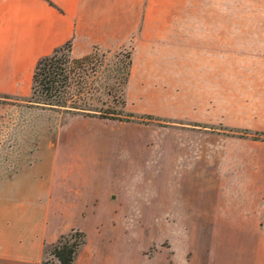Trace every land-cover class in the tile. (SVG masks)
I'll return each instance as SVG.
<instances>
[{
  "label": "crops",
  "instance_id": "1",
  "mask_svg": "<svg viewBox=\"0 0 264 264\" xmlns=\"http://www.w3.org/2000/svg\"><path fill=\"white\" fill-rule=\"evenodd\" d=\"M67 41L72 56L131 45L126 110L156 123L27 102L36 62ZM0 95L25 96L16 126L0 113V264H40L72 228L85 232L72 264H121L79 222L103 228L99 212L140 207L125 187L140 177V145L122 133L121 189H109L112 143L92 131L107 126L145 130L168 164H185L197 188L167 187L155 205L205 229L183 245L186 264H264V137L251 136L264 133V0H0Z\"/></svg>",
  "mask_w": 264,
  "mask_h": 264
},
{
  "label": "rangeland",
  "instance_id": "2",
  "mask_svg": "<svg viewBox=\"0 0 264 264\" xmlns=\"http://www.w3.org/2000/svg\"><path fill=\"white\" fill-rule=\"evenodd\" d=\"M261 20V15L255 14L254 26H260ZM127 47L128 44H125L107 53V58L111 60L112 57L113 61L116 60L115 56L121 52L123 53ZM102 50L100 49V51ZM29 96L26 98L29 99ZM38 97V94H35L34 99H38ZM23 98L25 96L12 95L10 98H2L0 95V113L12 116L14 126L19 123L21 116V113H17L15 108L24 105ZM6 102L13 104L12 110H10L11 106L4 104ZM109 105V107L113 105L111 100ZM7 120L12 121L11 117H8ZM2 122H5V120ZM143 122L149 123L152 121L144 120ZM152 123L156 122L153 121ZM92 131L104 139L108 138L112 143L110 153L106 156L109 167L105 174L108 177L109 189H121L117 175L118 162L123 161L125 158V155L121 154L118 149V144L123 139L122 135L124 134L122 133L126 132L125 134L129 135V139L133 143L140 145L139 150L136 152L141 156V161L135 170V173L140 174V177L130 180L125 187L139 198L141 197V202H139L140 207L138 209L128 212L113 211V209L109 213L104 212V215L99 212V220H103V228L96 227L95 219L79 220L80 224L87 229L89 245L95 250L115 255L120 259L121 264H167L172 246L175 250L176 264H186V250L183 249V245L187 243L188 239L192 242V238L206 235L205 229L186 227L182 224L181 219L176 220L183 213L156 210L155 205L157 194L165 191L167 187L174 189L176 192L192 190L195 187L193 181L185 180L184 175L187 171L184 168L185 164L175 160L173 164H168V155L163 152L162 147H157L156 140L153 141L155 135L145 130H141L140 135L134 131L130 133L131 129L129 128L111 126ZM208 135H206L207 140L221 138V136L215 137L213 135L209 137ZM150 138L152 141H150ZM157 138L160 139L159 136ZM254 149L263 150L264 147L259 144L255 145ZM97 150H99L98 147ZM101 156L99 155L98 158L100 159ZM167 173L169 175L172 173V180L165 179ZM99 229L100 231L103 229L102 233L98 232ZM45 257L51 258V255L46 252Z\"/></svg>",
  "mask_w": 264,
  "mask_h": 264
},
{
  "label": "trees",
  "instance_id": "3",
  "mask_svg": "<svg viewBox=\"0 0 264 264\" xmlns=\"http://www.w3.org/2000/svg\"><path fill=\"white\" fill-rule=\"evenodd\" d=\"M118 48L106 49L95 44L86 54L72 56L71 43L65 42L36 62L27 102L110 119H158L150 114L139 115L126 110L125 87L132 62V47L128 45L123 53L115 56L116 60L113 61L112 57L109 60L107 53ZM101 73L103 75H99ZM35 94H38V99H34ZM238 134L248 133L242 129ZM251 136L264 137V133ZM84 243L85 232L72 228L55 241L45 244L40 264H72ZM46 252L51 258L45 257Z\"/></svg>",
  "mask_w": 264,
  "mask_h": 264
}]
</instances>
